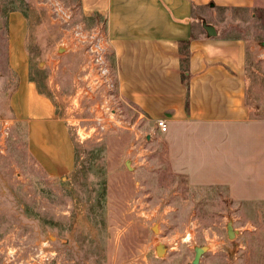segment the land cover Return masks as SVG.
Listing matches in <instances>:
<instances>
[{"label":"rangeland","instance_id":"obj_1","mask_svg":"<svg viewBox=\"0 0 264 264\" xmlns=\"http://www.w3.org/2000/svg\"><path fill=\"white\" fill-rule=\"evenodd\" d=\"M214 11L199 19L245 41L246 105L264 117V0ZM104 26L80 0H0V264H188L202 246L198 264H264V202L171 171L152 115L118 89L110 42L91 58ZM40 117L64 125L69 152L31 144Z\"/></svg>","mask_w":264,"mask_h":264},{"label":"crops","instance_id":"obj_2","mask_svg":"<svg viewBox=\"0 0 264 264\" xmlns=\"http://www.w3.org/2000/svg\"><path fill=\"white\" fill-rule=\"evenodd\" d=\"M80 5L85 14L105 19L102 39L113 47L120 93L150 112L154 123L165 121V132L157 130L171 171L192 186L223 187L233 201L264 202V117L253 116L246 105L245 41L220 38L211 23L216 34L209 37L199 19L208 10L247 7L252 0H80ZM21 87L24 95L41 97L32 82ZM40 118L29 123L31 144L49 136L60 144L59 153L69 152L64 125Z\"/></svg>","mask_w":264,"mask_h":264},{"label":"built area","instance_id":"obj_3","mask_svg":"<svg viewBox=\"0 0 264 264\" xmlns=\"http://www.w3.org/2000/svg\"><path fill=\"white\" fill-rule=\"evenodd\" d=\"M76 35H78L77 32L75 34V37H78ZM86 43H87L86 46H89V52L92 53L91 58L95 57V63L97 65H100L99 61L102 59V56H103L101 49L104 46V44H106L105 39H102V40L101 39L86 40ZM101 72H103V71H101ZM155 125L161 132H165L166 124H165V121L163 119H160V118L156 119Z\"/></svg>","mask_w":264,"mask_h":264},{"label":"water","instance_id":"obj_4","mask_svg":"<svg viewBox=\"0 0 264 264\" xmlns=\"http://www.w3.org/2000/svg\"><path fill=\"white\" fill-rule=\"evenodd\" d=\"M205 30L207 32V35L209 37L211 36H215V31L214 28L210 25H205ZM58 52H62V49H58ZM126 168H129L128 163H125ZM152 231L155 232V228H152ZM227 237L229 239H232L234 237V232L232 231L231 226L227 227ZM208 250V247L206 246H202V247H194L193 251H194V257L192 259V261L188 264H198L199 263V259L201 257V255H203L206 251ZM160 251V248L157 247L156 248V252L158 253Z\"/></svg>","mask_w":264,"mask_h":264},{"label":"trees","instance_id":"obj_5","mask_svg":"<svg viewBox=\"0 0 264 264\" xmlns=\"http://www.w3.org/2000/svg\"><path fill=\"white\" fill-rule=\"evenodd\" d=\"M35 83V82H34Z\"/></svg>","mask_w":264,"mask_h":264}]
</instances>
